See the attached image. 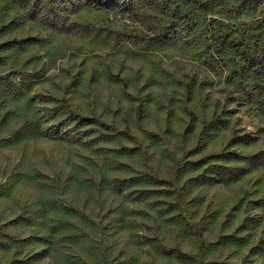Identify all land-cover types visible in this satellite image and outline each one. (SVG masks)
I'll return each mask as SVG.
<instances>
[{"label": "rangeland", "instance_id": "374dc122", "mask_svg": "<svg viewBox=\"0 0 264 264\" xmlns=\"http://www.w3.org/2000/svg\"><path fill=\"white\" fill-rule=\"evenodd\" d=\"M86 2L0 0V264H264V0Z\"/></svg>", "mask_w": 264, "mask_h": 264}, {"label": "trees", "instance_id": "16d2710c", "mask_svg": "<svg viewBox=\"0 0 264 264\" xmlns=\"http://www.w3.org/2000/svg\"><path fill=\"white\" fill-rule=\"evenodd\" d=\"M86 1L88 5H92L97 9H115V8H124V7L128 8L131 5V0L128 2H125L123 0H86ZM76 117L80 119L78 116ZM95 124L99 125L102 128H107V125L103 124L102 122H95Z\"/></svg>", "mask_w": 264, "mask_h": 264}]
</instances>
